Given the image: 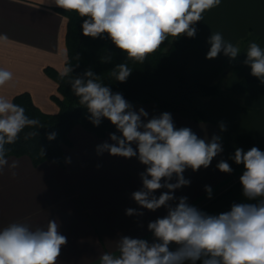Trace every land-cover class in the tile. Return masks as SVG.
<instances>
[{
	"label": "crops",
	"instance_id": "0c3cea01",
	"mask_svg": "<svg viewBox=\"0 0 264 264\" xmlns=\"http://www.w3.org/2000/svg\"><path fill=\"white\" fill-rule=\"evenodd\" d=\"M58 9L50 0H0V34L8 37L0 41V68L13 73V79L0 87V96L12 101L17 94L29 92L43 111L57 110L51 98L57 84L45 68L52 66L62 72L67 59L68 19ZM195 27L196 38L187 50V71L205 84H219L223 94L207 98L215 120L199 122L168 113L176 128L188 127L206 140L219 135L223 151L208 168L187 169L183 175L190 185L176 189L177 199L169 203L175 206L180 197H187L198 210L219 215L229 211L233 203L256 202L243 196L239 178L244 168L231 157L237 147L248 151L255 146L264 151V84L257 80L243 93L232 90L244 77L252 76L250 67L243 63L249 44L256 42L264 48V0H221L219 7L203 13V20ZM215 32L241 50L223 69L228 59L223 53L215 59L206 58L208 38ZM238 65L241 67L236 69ZM133 108H143L148 118L162 113L152 104L140 103ZM221 123L226 131L220 130ZM110 134L99 136L81 125L74 126L69 133L71 143L64 147V165L51 161L34 164L27 155L7 156L9 163L18 161L19 167L15 176L7 168L0 173V228L22 223L31 230L46 229L49 220H56L58 230L67 237L57 264H99L103 253L118 254L122 236L153 242L147 225L166 216L168 209L149 211L132 199V193L142 188L140 173L146 168L136 157L127 159L107 152L97 155V145L114 143ZM69 158L70 163L66 162ZM221 160L230 164L231 173L218 170ZM171 182H176L175 176ZM206 185L213 190L211 198ZM163 191L167 189L155 195ZM128 208L143 215L128 216Z\"/></svg>",
	"mask_w": 264,
	"mask_h": 264
},
{
	"label": "clouds",
	"instance_id": "9594fccd",
	"mask_svg": "<svg viewBox=\"0 0 264 264\" xmlns=\"http://www.w3.org/2000/svg\"><path fill=\"white\" fill-rule=\"evenodd\" d=\"M50 3L83 18L84 36L98 38L107 34L128 60L144 63L168 37L195 38L196 23L203 20V13L219 7L221 0H50ZM7 38L6 34H0V41ZM207 42L210 48L206 58L210 60L221 53L234 60L241 53L220 32L211 33ZM110 61V56L105 57V62ZM243 63L264 84V48L251 42ZM72 72L73 68L66 65L60 75L65 77ZM131 73L127 63H120L112 75L123 83ZM12 79V72L0 68V87ZM70 84L94 126L107 119L120 133L110 134L114 143L97 145V155L107 152L127 159L136 157L146 168L140 173L142 188L132 193V199L149 211L168 209L166 216L147 225L153 242L122 236L118 254L103 253L99 264H264V151L255 146L248 151L237 147L231 157L244 168L239 178L243 196L255 203H233L229 211L219 215L198 210L187 202V197H180L172 206L169 202L177 199L175 190L190 185L183 173L189 168L193 172L208 168L223 151L221 137L213 135L206 140L188 127L176 128L168 112L148 118V112L143 108L134 110L122 93H114L91 69ZM30 127L44 126L39 119L29 118L24 107L0 96V173L7 168L16 175L19 162L9 163L10 149L6 145L15 144L24 129ZM220 130L226 131L223 123ZM32 135L35 133H26L25 139ZM55 136L53 132L47 138L53 140ZM66 162L70 163V158ZM217 168L223 173L233 171L224 160L218 162ZM174 176L176 182L172 183ZM161 189L167 191L157 197L155 193ZM205 191L211 198L212 188L206 185ZM126 215L143 213L128 208ZM66 243L67 237L58 230L56 220H49L46 229L36 230L22 223H10L0 228V264H57Z\"/></svg>",
	"mask_w": 264,
	"mask_h": 264
},
{
	"label": "trees",
	"instance_id": "16d2710c",
	"mask_svg": "<svg viewBox=\"0 0 264 264\" xmlns=\"http://www.w3.org/2000/svg\"><path fill=\"white\" fill-rule=\"evenodd\" d=\"M63 13L67 19L66 65L73 68L69 76L61 77V71L52 66L45 68L46 74L57 84V91L51 96L57 105L55 112H45L33 101L29 92L17 94L12 102L25 108L29 118L39 119L42 128H25L19 140L12 145L7 156H29L34 164L51 161L64 165V147L71 143L69 133L76 125H81L99 136L108 133L120 135L114 125L103 119L99 126H94L87 110L79 104V98L72 92L70 81L83 77L86 70L91 69L99 80L116 93H122L124 98L133 106L145 103L155 105L162 113L176 112L184 117L199 122H214V115L209 107L207 98L222 95L218 83L205 84L196 74L187 71V50L195 38L181 36L168 37L161 47L149 55L144 63L128 60L126 54L118 50L107 37L92 38L82 33L83 18L75 12ZM111 57L105 62V57ZM127 63L132 73L126 82L115 80L112 72L116 65ZM232 63L228 57L222 69ZM241 66H236L239 69ZM259 80L254 76L244 77L234 87V93H243L250 83ZM35 133L25 139L26 133ZM56 133L53 140L47 137Z\"/></svg>",
	"mask_w": 264,
	"mask_h": 264
},
{
	"label": "rangeland",
	"instance_id": "374dc122",
	"mask_svg": "<svg viewBox=\"0 0 264 264\" xmlns=\"http://www.w3.org/2000/svg\"><path fill=\"white\" fill-rule=\"evenodd\" d=\"M241 57H244V56L241 55ZM227 70H228V69H225L224 73H225ZM235 71H238V70H234L233 72H235ZM234 74H235V73H234Z\"/></svg>",
	"mask_w": 264,
	"mask_h": 264
}]
</instances>
